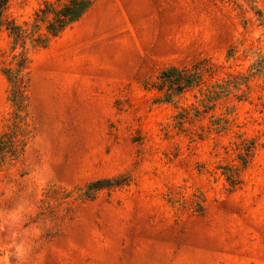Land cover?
Listing matches in <instances>:
<instances>
[{
    "label": "rangeland",
    "instance_id": "1",
    "mask_svg": "<svg viewBox=\"0 0 264 264\" xmlns=\"http://www.w3.org/2000/svg\"><path fill=\"white\" fill-rule=\"evenodd\" d=\"M71 1L9 0L4 17L43 38ZM19 51L2 26L0 133ZM26 52L30 134L0 170V264H264V0H92ZM170 66L202 70L165 103Z\"/></svg>",
    "mask_w": 264,
    "mask_h": 264
},
{
    "label": "trees",
    "instance_id": "2",
    "mask_svg": "<svg viewBox=\"0 0 264 264\" xmlns=\"http://www.w3.org/2000/svg\"><path fill=\"white\" fill-rule=\"evenodd\" d=\"M8 2L9 0H0V29L6 25V29L12 37V49L19 46L20 51L12 55L11 65L1 69L8 83L7 100L11 104L12 111L7 119L9 124L5 126L7 131L0 133V170L13 164L20 157L30 134V131L27 130L29 125L27 120L29 77L26 40L29 39L39 45H44L49 37L56 36L66 26L77 21L92 4V0H72L70 4L56 10L53 20L46 26L48 36L42 38L36 34L37 24H32L31 28L28 29L22 28L14 22H6L4 11ZM249 68L255 70V63L252 62ZM201 70L202 68L196 70L194 67L192 70H188L174 66L161 70L158 75L160 86L156 87L160 92L157 100L165 103L174 102L177 95L200 81ZM243 78L247 77L243 76ZM233 86L239 89V84L236 83ZM228 87V84H218V89L210 93L211 98L215 100L221 95L228 94ZM107 184V180L90 182L86 185L84 194L90 196L92 191L105 187Z\"/></svg>",
    "mask_w": 264,
    "mask_h": 264
}]
</instances>
